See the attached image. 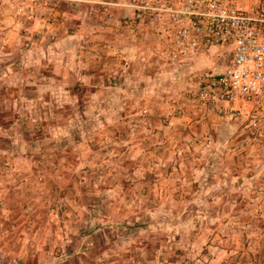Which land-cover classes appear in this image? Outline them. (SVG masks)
I'll list each match as a JSON object with an SVG mask.
<instances>
[{
	"label": "rangeland",
	"instance_id": "obj_1",
	"mask_svg": "<svg viewBox=\"0 0 264 264\" xmlns=\"http://www.w3.org/2000/svg\"><path fill=\"white\" fill-rule=\"evenodd\" d=\"M148 1L0 0V264H264V131Z\"/></svg>",
	"mask_w": 264,
	"mask_h": 264
},
{
	"label": "built area",
	"instance_id": "obj_2",
	"mask_svg": "<svg viewBox=\"0 0 264 264\" xmlns=\"http://www.w3.org/2000/svg\"><path fill=\"white\" fill-rule=\"evenodd\" d=\"M158 10L160 54L168 61L213 50L231 61L212 72L198 88L210 108L235 106L247 114V126L264 131V0H172Z\"/></svg>",
	"mask_w": 264,
	"mask_h": 264
},
{
	"label": "trees",
	"instance_id": "obj_3",
	"mask_svg": "<svg viewBox=\"0 0 264 264\" xmlns=\"http://www.w3.org/2000/svg\"><path fill=\"white\" fill-rule=\"evenodd\" d=\"M76 132H77V131H75V133H76ZM73 134H74V133H73ZM0 141H6V140H5L4 138H0ZM9 141L12 142V141H14V139H12V141H11V139H10ZM42 152H43V151H42ZM42 154H43V153H42ZM259 258L263 260V259H264V256L261 255Z\"/></svg>",
	"mask_w": 264,
	"mask_h": 264
},
{
	"label": "crops",
	"instance_id": "obj_4",
	"mask_svg": "<svg viewBox=\"0 0 264 264\" xmlns=\"http://www.w3.org/2000/svg\"><path fill=\"white\" fill-rule=\"evenodd\" d=\"M230 58V57H229ZM186 59H188V58H186ZM186 59H182L181 61H183V60H186ZM228 61H231V59H228ZM235 107V106H234Z\"/></svg>",
	"mask_w": 264,
	"mask_h": 264
}]
</instances>
